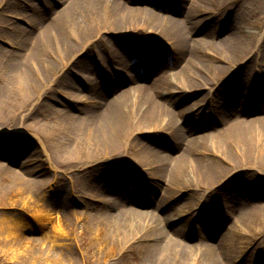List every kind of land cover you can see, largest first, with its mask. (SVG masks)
Segmentation results:
<instances>
[{"label":"bare ground","instance_id":"6f19581e","mask_svg":"<svg viewBox=\"0 0 264 264\" xmlns=\"http://www.w3.org/2000/svg\"><path fill=\"white\" fill-rule=\"evenodd\" d=\"M45 1L54 13L49 18L43 17L41 6L33 10L31 1L0 0V71L6 90L0 123L34 127L43 149H52L59 166L87 172V180L78 185H87V219L107 252L124 256L128 246L138 244L145 250V264H231L240 253V240L251 244L258 237L233 228L215 242L200 233L189 245L181 239L182 227L161 226L174 215L158 212L180 200L178 192L185 188L220 191L214 183L224 175L251 171L264 177L263 89L251 91L240 81L233 96L245 91V99L216 95L221 83L250 64L256 65L254 75L244 78L264 75V20L253 21L260 12L248 0ZM162 8H167L164 14ZM207 13L205 27L199 17ZM13 19L24 20L28 27ZM127 43L139 46L127 48ZM165 45L180 57L172 64L159 54ZM82 71L102 76L101 85ZM198 86L208 88L194 101ZM251 95L258 108L253 114L247 107ZM81 102L86 111L78 107ZM185 105L202 112L215 107L219 113H208L209 119L221 127L208 129L201 123L191 128ZM51 117L55 119L47 121ZM8 146L15 152L0 155V172L15 178L11 186L44 187L39 175L44 169L35 155L20 143ZM120 167L166 181L165 201L146 210L116 202L102 181L119 180ZM136 197L143 192L136 191ZM185 204L189 215L199 209L198 203ZM259 210L261 218L245 221L254 232L259 221L264 224V205Z\"/></svg>","mask_w":264,"mask_h":264},{"label":"rangeland","instance_id":"374dc122","mask_svg":"<svg viewBox=\"0 0 264 264\" xmlns=\"http://www.w3.org/2000/svg\"><path fill=\"white\" fill-rule=\"evenodd\" d=\"M25 1L35 3L33 10L38 6H41L42 10L45 9L42 11L43 17L49 18L54 14L52 9H47L44 0V4L42 0ZM263 1L248 0L250 6L255 11L260 12L256 16L257 18L253 17L254 22H257L259 17L264 20ZM143 3L146 6L148 5V2ZM57 9H60V7ZM162 9L164 10H161L160 13L164 14L167 8ZM208 14L199 17V24L205 23ZM13 21L23 27H28V24L22 19H14ZM132 46L138 47L139 44H126V47ZM5 47L12 51V48H8L10 45L7 44ZM158 49L166 51L163 46ZM99 53L95 56L99 57ZM166 54L171 58L169 64L180 58L174 51L167 50ZM3 58L4 55L0 57L2 64ZM97 60L102 62L101 57ZM255 67L256 65L250 64L249 67L229 76L224 83H221L222 89L216 93L217 98L230 99L236 97L235 101L243 97L245 99V91L241 96H233V89L238 82L241 83L240 81L245 83L246 87L247 85L250 86L251 89L260 87L264 93V75H255L254 78L250 79L244 78L246 76L251 77L250 75L253 74L252 71ZM171 71H174V68ZM81 73L83 77L90 78L93 81L96 80L99 84L102 80V76L99 77L100 75L85 71ZM74 78V74L69 76L71 81ZM3 79L5 77L0 71V104H4L2 101L6 94ZM208 80V78H204V82ZM139 82L143 83L144 81L140 80ZM198 87L200 88L193 93V98H191L194 101L201 99L205 89L208 88ZM249 105L250 114H253L258 108L251 103ZM78 107L83 108L84 111L87 110V105L83 102ZM214 109L216 110L215 107H211L209 110L206 109L205 112L200 109L192 115L195 110L193 111L191 105H185L183 108V110L190 112L187 119H192L191 128L194 129H197L196 127L201 123L204 128L205 125L206 127L208 125L207 128H220V122L217 125L212 118L209 119L208 113L213 114L215 117V114L219 113H214ZM4 115L8 120L10 114L6 113ZM12 116L14 117V115ZM1 117H3L2 120H5L3 115ZM54 119V117H51L47 121H53ZM8 123L7 121L0 123V146H3L0 155H9L5 149L8 144L12 142L20 143L25 149H28L29 153L35 155L38 165L44 169L39 172V175L45 179L46 184L41 189L25 185L21 187L11 186L15 178L0 172V264H145L147 257L144 254L145 250L138 244L128 246V253L122 256L121 254L107 252L105 250L106 246L104 248L102 244L97 242L98 233L97 231H91L93 229L87 219V185H78V183L81 184V182L87 180V172H80L79 167L68 169L59 166L53 156L52 149H46L47 151L43 149L44 144L36 137L34 127L21 126L18 122ZM183 125L185 126L186 123ZM154 138L158 137L154 136ZM32 144L34 149L31 148ZM163 144L161 142V146L159 144L157 146L163 147ZM48 153L50 158L47 157ZM3 157L8 159L6 156ZM9 159L14 161V159ZM117 172L116 175L121 177L119 180L109 179L108 182L103 180L102 184L107 186L105 190L107 195L113 197L122 206L135 203L140 209L144 207L143 209L146 210L147 207H152L150 206L152 204L156 205V202L158 203L160 200L165 201L164 183L166 181H158L150 176L148 177L142 171L139 172L140 175L137 171L128 170L124 167H120ZM125 176L127 177L124 178ZM214 185L216 188H222L213 194L208 193L203 188L196 189L195 186L185 188L184 192H178L180 200L175 198L168 206L164 205L160 208L158 214L171 212L174 215L172 222H163L161 226L168 230L182 227L183 235L181 239L189 245L196 242L195 237H198L200 233L206 236L209 234L208 241L212 240L213 242L222 236L224 232L233 228L251 238L255 235L258 238L254 239L251 244H247L246 240L245 242H243V239L240 240L242 245L240 253H237L231 264H264V224L259 221L256 232L249 230L245 224L246 219L249 217L261 218L259 207L264 205V177L253 175L251 171L241 172L235 177H232L231 174L224 175L222 178L217 179ZM136 191L137 194L138 191L143 192V197H136ZM91 195V197L94 196V194ZM187 200L192 201L194 205L198 203L199 206L196 211L192 209L190 215L185 212L187 209L185 202ZM92 206L95 205L92 204ZM244 216L246 217L245 220L243 219Z\"/></svg>","mask_w":264,"mask_h":264}]
</instances>
